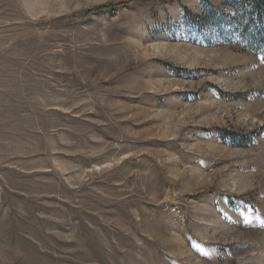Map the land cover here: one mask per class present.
Segmentation results:
<instances>
[{"label":"rangeland","instance_id":"obj_1","mask_svg":"<svg viewBox=\"0 0 264 264\" xmlns=\"http://www.w3.org/2000/svg\"><path fill=\"white\" fill-rule=\"evenodd\" d=\"M227 1L0 0V264H264L263 56L190 27Z\"/></svg>","mask_w":264,"mask_h":264},{"label":"trees","instance_id":"obj_2","mask_svg":"<svg viewBox=\"0 0 264 264\" xmlns=\"http://www.w3.org/2000/svg\"><path fill=\"white\" fill-rule=\"evenodd\" d=\"M227 2L234 11V15L228 20L220 18L217 11L210 6L204 9L209 19V27H212L206 34L199 27L184 23L192 26V40L210 44L209 42L213 40L221 39L229 44H242V47L254 54H261L264 62V0H228ZM242 140L238 139L239 147H246L250 143Z\"/></svg>","mask_w":264,"mask_h":264},{"label":"snow or ice","instance_id":"obj_3","mask_svg":"<svg viewBox=\"0 0 264 264\" xmlns=\"http://www.w3.org/2000/svg\"><path fill=\"white\" fill-rule=\"evenodd\" d=\"M261 227H264V221H261Z\"/></svg>","mask_w":264,"mask_h":264}]
</instances>
